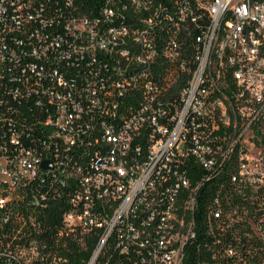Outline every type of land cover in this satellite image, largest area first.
<instances>
[{"label": "built area", "instance_id": "1", "mask_svg": "<svg viewBox=\"0 0 264 264\" xmlns=\"http://www.w3.org/2000/svg\"><path fill=\"white\" fill-rule=\"evenodd\" d=\"M82 5L0 0V264L54 255L21 224L57 186L64 228L98 234L88 264H180L211 177L235 187L208 225L247 215L232 191L264 199V0H132V26Z\"/></svg>", "mask_w": 264, "mask_h": 264}, {"label": "trees", "instance_id": "2", "mask_svg": "<svg viewBox=\"0 0 264 264\" xmlns=\"http://www.w3.org/2000/svg\"><path fill=\"white\" fill-rule=\"evenodd\" d=\"M82 7L92 11L105 4L115 8L120 23L132 26V0H77ZM229 176V175H228ZM227 175L210 178L201 187L199 202L195 209L196 238L184 248V256L180 264H264V199L253 202L244 201L240 193L232 191L231 202L228 206L239 207L245 204L247 215L235 216L221 229L218 219H211L208 225L206 218L210 201L217 192H223L220 182L225 183L226 189L231 190L235 185L228 182ZM221 187V190H220ZM68 187L57 186L56 198H50L49 203L32 208L21 224L29 238H44L51 242L53 256H45L37 264H88L98 242V234L93 230L66 229L63 226V211L65 209V190ZM248 202V203H247ZM239 214L240 211H239ZM232 249V253L227 252ZM104 247L94 264H134L132 256ZM52 257L57 263L52 262Z\"/></svg>", "mask_w": 264, "mask_h": 264}, {"label": "water", "instance_id": "3", "mask_svg": "<svg viewBox=\"0 0 264 264\" xmlns=\"http://www.w3.org/2000/svg\"><path fill=\"white\" fill-rule=\"evenodd\" d=\"M48 166H49V163L48 162L45 161V162L42 163V167L43 168H46ZM97 256H98V253L95 255L94 260L96 259Z\"/></svg>", "mask_w": 264, "mask_h": 264}, {"label": "bare ground", "instance_id": "4", "mask_svg": "<svg viewBox=\"0 0 264 264\" xmlns=\"http://www.w3.org/2000/svg\"><path fill=\"white\" fill-rule=\"evenodd\" d=\"M91 264V263H90Z\"/></svg>", "mask_w": 264, "mask_h": 264}]
</instances>
